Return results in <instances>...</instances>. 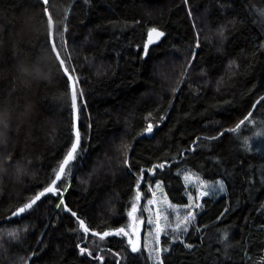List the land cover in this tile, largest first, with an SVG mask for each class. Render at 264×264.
I'll list each match as a JSON object with an SVG mask.
<instances>
[{
	"label": "trees",
	"instance_id": "16d2710c",
	"mask_svg": "<svg viewBox=\"0 0 264 264\" xmlns=\"http://www.w3.org/2000/svg\"><path fill=\"white\" fill-rule=\"evenodd\" d=\"M49 13L81 142L61 194L7 220L52 183L75 133L44 4L0 0V107L14 129L0 148V264H156L143 243L133 251L134 227L158 183L187 205L186 169L225 193L162 235L161 264H264V0H49Z\"/></svg>",
	"mask_w": 264,
	"mask_h": 264
},
{
	"label": "rangeland",
	"instance_id": "374dc122",
	"mask_svg": "<svg viewBox=\"0 0 264 264\" xmlns=\"http://www.w3.org/2000/svg\"><path fill=\"white\" fill-rule=\"evenodd\" d=\"M146 134L149 135L151 132L147 131ZM182 175L187 187V205L177 206L172 204L167 198L163 186L158 183L151 189L153 195L152 205H149L148 219L143 234L138 224L134 227V232H138L136 240L143 243L144 251L156 264H161L162 260V235L167 233L176 236L187 231L197 213L201 211L203 199L208 196L219 197L225 193V183L222 180L205 181L187 169L183 171ZM221 184L223 190H219ZM174 238L177 239V237Z\"/></svg>",
	"mask_w": 264,
	"mask_h": 264
},
{
	"label": "snow or ice",
	"instance_id": "6c2138e0",
	"mask_svg": "<svg viewBox=\"0 0 264 264\" xmlns=\"http://www.w3.org/2000/svg\"><path fill=\"white\" fill-rule=\"evenodd\" d=\"M153 34L157 38L160 36H163V32H158L156 28L151 29V32L149 33L150 37ZM65 71H67V69H65ZM69 79H71V77H69ZM72 109H73L74 115H76L78 113L79 106L77 103V92H76V88H75L74 84L72 85ZM249 115H251V114H249ZM240 123L243 124L244 121L242 120V121H240ZM238 127H239V125H238ZM74 128H75V125H74ZM146 131H148V132L152 131V125L151 124L148 125ZM233 131H235V129H233ZM79 144H80V133H79L78 129H75V141L72 143L71 149L68 151L67 155L64 157L63 161L61 162V164L59 166V170L56 172L55 179L52 181V184L49 187L45 188L43 192H40L38 195H36L31 200L30 203L26 204L24 207H21L18 210L19 213H24L26 211V209L31 208L46 193H52L54 195L61 194L60 189L58 187H56V181L59 180L61 178V176H63L65 174V168H66V166L69 165V162L72 161L73 159H75L76 154H77V148H78ZM219 190H223L222 184L219 186ZM205 194H207V193H205ZM60 204H63V200H61ZM60 204H58L57 207H60ZM72 215L75 216L76 213L73 212ZM80 226H81V228H83V230L85 232H88V228L84 226L83 220L80 221ZM120 231L122 232L123 229H121ZM105 235H109V233H105ZM80 251L83 254L86 251V249L81 248ZM133 251H136V249L133 248Z\"/></svg>",
	"mask_w": 264,
	"mask_h": 264
},
{
	"label": "water",
	"instance_id": "95a60500",
	"mask_svg": "<svg viewBox=\"0 0 264 264\" xmlns=\"http://www.w3.org/2000/svg\"><path fill=\"white\" fill-rule=\"evenodd\" d=\"M41 2L44 4V6H45V10H46V12H47V15H48V17L50 18V39H51L52 48H53V50H54V53H55V55H56V57H57L59 63L61 64V67H62L64 73L66 74L67 78L69 79V77H71V79H69V81H70V85H71V93H72V85L74 84V85H75V88H76V82H75L73 76L71 75V73L68 71L65 61L62 59V57H61L59 51L57 50L56 41H55V23H54V21L52 20V18L50 17V13H49V0H41ZM157 31H158V32H161L159 29H157ZM150 32H151V31H150ZM150 32H149V33H150ZM149 33H148V42L151 43V44L157 43V42L161 39V37H162V36H160V37L157 38L154 34L150 37ZM65 69H67V71H65ZM76 92H77V88H76ZM77 103H78V98H77ZM74 125H75V128H74V133H75V129H78V130H79V110H78V113H77L76 115H74ZM79 133H80V131H79ZM80 142H81V137H80ZM79 146H80V144H79ZM79 146H78V148H79ZM78 148H77V150H78ZM69 163H70V162H69ZM66 168H67V166H66ZM66 168H65V170H66ZM62 177H63V176H61V178H60L59 180L56 181V187H58V185H59V183H60ZM51 184H52V183H51ZM51 184H50V185H51ZM50 185H49V186H50ZM49 186H48V187H49ZM43 191H44V190H42L41 192H43ZM48 194H49V193H46L44 196H42V197L40 198V200H41L43 197H45L46 195H48ZM40 200H38V201H40ZM63 200H64V199H63ZM38 201H37V202H38ZM30 202H31V201H30ZM30 202H28V203H30ZM37 202H36V203H37ZM28 203H27V204H28ZM25 205H26V204H25ZM25 205H24V206H25ZM34 205H35V204H34ZM34 205H33V206H34ZM64 205H65V201H64ZM24 206H22V207H24ZM33 206H32V207H33ZM32 207H31V208H32ZM31 208L26 209V211H25L24 213H19V211H18V210L20 209V208H19V209H18L16 212H14L9 218H7V220L12 219V218H15V217H19V216L25 214V213H26L27 211H29ZM65 208H66L67 210H69L68 207H66V205H65ZM141 245H142L141 241L136 240L135 242L132 243V249L135 248L136 251H138V250L141 248Z\"/></svg>",
	"mask_w": 264,
	"mask_h": 264
},
{
	"label": "clouds",
	"instance_id": "9594fccd",
	"mask_svg": "<svg viewBox=\"0 0 264 264\" xmlns=\"http://www.w3.org/2000/svg\"><path fill=\"white\" fill-rule=\"evenodd\" d=\"M43 69H41V74L37 75L35 70L32 71V78L36 80H42L44 78ZM36 115L35 108L32 113L27 117V122L31 124V121L34 119ZM13 121V113L10 110H6L5 108L0 107V148H5L12 141L11 132L14 131L12 126ZM43 129V125L40 126ZM16 131L19 130V125H17ZM30 130V129H29ZM8 163L7 158L3 161H0V169L3 171H7L5 165ZM17 175L14 177L17 181L23 179V176L26 174V171L19 164L16 166Z\"/></svg>",
	"mask_w": 264,
	"mask_h": 264
}]
</instances>
